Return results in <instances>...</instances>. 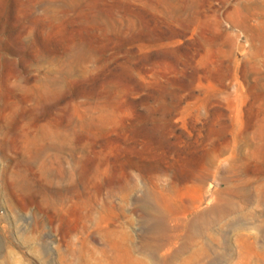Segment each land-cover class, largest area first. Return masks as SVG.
I'll use <instances>...</instances> for the list:
<instances>
[{"label": "rangeland", "instance_id": "rangeland-1", "mask_svg": "<svg viewBox=\"0 0 264 264\" xmlns=\"http://www.w3.org/2000/svg\"><path fill=\"white\" fill-rule=\"evenodd\" d=\"M0 264H264V0H0Z\"/></svg>", "mask_w": 264, "mask_h": 264}, {"label": "bare ground", "instance_id": "bare-ground-1", "mask_svg": "<svg viewBox=\"0 0 264 264\" xmlns=\"http://www.w3.org/2000/svg\"><path fill=\"white\" fill-rule=\"evenodd\" d=\"M216 209H217V207H216ZM218 209H219V207H218ZM163 240V239H162ZM131 248V247H130ZM132 252V251H131Z\"/></svg>", "mask_w": 264, "mask_h": 264}]
</instances>
